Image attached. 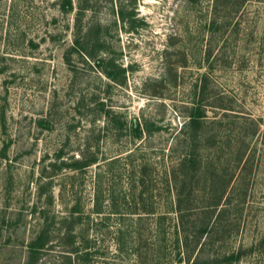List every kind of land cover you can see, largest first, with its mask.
<instances>
[{"label":"rangeland","instance_id":"374dc122","mask_svg":"<svg viewBox=\"0 0 264 264\" xmlns=\"http://www.w3.org/2000/svg\"><path fill=\"white\" fill-rule=\"evenodd\" d=\"M198 98L207 123L192 139ZM241 142L246 229L230 245L247 248L264 234V0H0V264H26L42 230L35 264H66L67 251L140 264L134 248L156 236L152 218L137 233V213L173 201L172 148L232 174ZM202 187L188 176L195 207Z\"/></svg>","mask_w":264,"mask_h":264},{"label":"trees","instance_id":"16d2710c","mask_svg":"<svg viewBox=\"0 0 264 264\" xmlns=\"http://www.w3.org/2000/svg\"><path fill=\"white\" fill-rule=\"evenodd\" d=\"M101 65V62H97L98 67ZM123 71L118 68V73L122 74ZM103 72L111 80H116L110 71L103 70ZM201 93L203 94V88ZM205 109L206 106L198 98V101L194 102L191 107L182 127L193 136L192 139L200 137L203 126L207 123ZM186 135L187 133H182V136ZM191 149V147L188 150L187 147L182 148L180 153L174 156L177 150L172 148L171 158L175 162L166 175L168 191L173 198L169 208L162 212L141 208L137 213L136 223L139 228L137 233L143 231L145 225H142V222L147 218H152L155 221L154 233L156 236L155 240L146 241L144 248L140 243L134 248L133 251L139 263L146 264V257H150L152 261L164 257L165 264H238L252 255H257L260 257L258 259L263 260L264 234L256 241H251L247 248L242 245V242L237 246L230 245L231 240L240 237V232L246 229L245 221H243V201L240 194L247 188L251 179L248 165L252 160L251 155L247 157L248 145L243 142L236 143L234 150H230L235 167L232 174H224L215 166L206 167L200 172L202 162L195 163L192 157L195 153ZM95 161L94 158L84 161L76 160L68 167L82 169ZM236 169H238L237 172ZM195 173H199L203 181V192L199 196L202 203L200 202L198 207H195L194 200L190 199L191 193L186 194L185 191L188 176ZM237 199L239 200L235 201L236 203H232V200ZM47 240L46 230L35 235L27 247L26 264L37 262L38 254L46 245ZM123 244L124 242H121V246ZM67 253L63 257L66 264H78L75 261L73 263L70 259L73 252L67 251ZM87 256L85 251L80 260L86 261Z\"/></svg>","mask_w":264,"mask_h":264}]
</instances>
